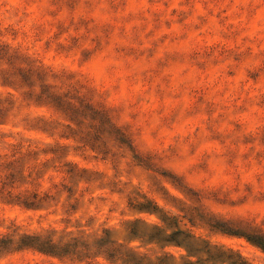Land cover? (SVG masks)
Returning <instances> with one entry per match:
<instances>
[{
  "label": "rangeland",
  "instance_id": "1",
  "mask_svg": "<svg viewBox=\"0 0 264 264\" xmlns=\"http://www.w3.org/2000/svg\"><path fill=\"white\" fill-rule=\"evenodd\" d=\"M256 231L264 0H0V264H264Z\"/></svg>",
  "mask_w": 264,
  "mask_h": 264
},
{
  "label": "trees",
  "instance_id": "2",
  "mask_svg": "<svg viewBox=\"0 0 264 264\" xmlns=\"http://www.w3.org/2000/svg\"><path fill=\"white\" fill-rule=\"evenodd\" d=\"M20 172V170L18 171V173ZM258 234L256 236H258L257 238L259 237H262V239H264V236L259 232V231H256ZM32 238L34 239V241H36L37 243H39L40 245H48L50 247H52L53 249H62V248H66L67 246H69L70 244H68L67 242H63V243H53L51 241V239H42L41 237L37 238V237H33ZM257 244H259L261 247L264 248V242L258 240V239H254V237L252 238ZM264 241V240H263ZM101 246H107V245H111V243L107 242V241H103L101 240ZM110 247V246H109ZM84 249L87 251L88 250V247L87 245H84ZM122 249L119 247L118 249H116V252H119L121 251ZM127 255L129 256H133V255H136V253H128ZM159 261H163L162 258L159 259ZM241 264H244L243 262H240ZM185 264H192V262H189L187 261Z\"/></svg>",
  "mask_w": 264,
  "mask_h": 264
}]
</instances>
